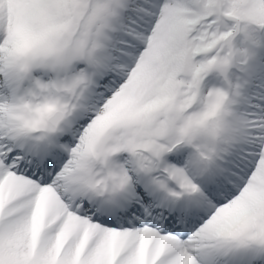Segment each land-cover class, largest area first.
<instances>
[{
	"label": "snow or ice",
	"instance_id": "1",
	"mask_svg": "<svg viewBox=\"0 0 264 264\" xmlns=\"http://www.w3.org/2000/svg\"><path fill=\"white\" fill-rule=\"evenodd\" d=\"M0 264H264V0H0Z\"/></svg>",
	"mask_w": 264,
	"mask_h": 264
},
{
	"label": "trees",
	"instance_id": "2",
	"mask_svg": "<svg viewBox=\"0 0 264 264\" xmlns=\"http://www.w3.org/2000/svg\"><path fill=\"white\" fill-rule=\"evenodd\" d=\"M205 84L208 86L219 85L220 80L217 78L215 73H212L208 77H206Z\"/></svg>",
	"mask_w": 264,
	"mask_h": 264
}]
</instances>
